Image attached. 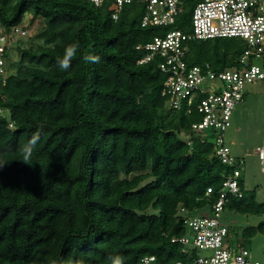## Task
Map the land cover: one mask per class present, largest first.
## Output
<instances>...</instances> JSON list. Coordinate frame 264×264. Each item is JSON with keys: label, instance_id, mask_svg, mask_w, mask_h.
Here are the masks:
<instances>
[{"label": "trees", "instance_id": "16d2710c", "mask_svg": "<svg viewBox=\"0 0 264 264\" xmlns=\"http://www.w3.org/2000/svg\"><path fill=\"white\" fill-rule=\"evenodd\" d=\"M114 11L111 0H0L5 29L26 14L43 23L34 47L28 33L15 40L14 70L10 49L0 75V108L8 114H0V160L10 161L0 169V264H141L145 255L171 264L199 254L173 241L191 234L180 208L189 215L208 208L231 168L191 130L194 111L168 106L157 61L137 63L144 51L136 45L167 28L142 27L140 2L124 5L116 20ZM190 14L188 4L170 28H188ZM240 41L192 40L186 60L238 67L246 49ZM72 45L76 55L61 70L58 60ZM35 133L29 166L18 159ZM239 185L242 197L229 195L224 209L264 214L241 176ZM258 232L264 222L241 230L244 238Z\"/></svg>", "mask_w": 264, "mask_h": 264}, {"label": "built area", "instance_id": "2783aa9c", "mask_svg": "<svg viewBox=\"0 0 264 264\" xmlns=\"http://www.w3.org/2000/svg\"><path fill=\"white\" fill-rule=\"evenodd\" d=\"M101 6L105 0H88ZM118 12L126 4L140 2L144 12L142 27L160 26L167 29L148 42L138 43L136 49L144 51L138 64L157 61V68L164 76L161 94L168 98V106L174 110L186 108L194 111L198 119L191 130L202 140L210 139L214 154L220 162L231 168L223 180L217 199L209 206V213L189 215L180 208L183 224L190 235L173 241L183 245L182 252L189 248L209 251L210 254L192 257L189 261H174L171 264H264L251 258L244 245L236 249L225 243L228 227L221 222V212L229 195L242 197L239 177L244 165L243 158L232 155L225 141V131L231 126L232 112L244 99V85L264 81V0H111ZM188 4L191 5L189 30L170 28L181 20ZM28 29L18 24L10 30L0 26V75L6 71L7 55L12 43L24 37ZM214 38H239L247 47L239 56L238 67L215 70L210 63L190 64L186 60L188 43L192 40ZM0 108V114L3 113ZM189 144L190 142L187 141ZM259 158L263 147L257 148ZM213 192L207 187L206 195ZM141 264H160L155 255H145Z\"/></svg>", "mask_w": 264, "mask_h": 264}, {"label": "rangeland", "instance_id": "374dc122", "mask_svg": "<svg viewBox=\"0 0 264 264\" xmlns=\"http://www.w3.org/2000/svg\"><path fill=\"white\" fill-rule=\"evenodd\" d=\"M28 27L27 46H35L40 40L32 37L42 27L41 19L31 20V15L26 14L21 23ZM188 28H190L188 26ZM188 28H184L187 30ZM183 29V28H182ZM241 40V39H239ZM239 43H246L241 40ZM15 41L10 52V71L14 70L13 62L18 60V52ZM247 47V45H246ZM5 116L8 114L3 113ZM225 141L230 146L232 155L243 158L241 179L245 194L254 193L258 202H264V81L246 83L244 85V99L236 105L232 117L231 126L225 131ZM258 147H263V157L259 158ZM209 207L197 210L194 215L209 213ZM221 222L228 227V235L225 243L234 247L237 243L248 247L251 258L264 262V232L244 238L240 230L246 226H256L264 222V214H243L225 208L221 212ZM200 255L210 254L209 251H199Z\"/></svg>", "mask_w": 264, "mask_h": 264}, {"label": "clouds", "instance_id": "9594fccd", "mask_svg": "<svg viewBox=\"0 0 264 264\" xmlns=\"http://www.w3.org/2000/svg\"><path fill=\"white\" fill-rule=\"evenodd\" d=\"M78 50L77 45H72L65 50V54L62 59L58 60V65L61 70H67L71 66V61L76 55V52ZM85 60L92 62V63H98L100 60L99 56L95 55H88L85 57ZM40 135L39 133H35L31 136L27 144L23 145L20 149V158L18 161H21L25 164H28L29 166L32 165V158L34 154V149L36 148V145L39 143ZM9 160H0V169H3L5 166L9 164ZM112 259V264H122V258H110Z\"/></svg>", "mask_w": 264, "mask_h": 264}, {"label": "crops", "instance_id": "0c3cea01", "mask_svg": "<svg viewBox=\"0 0 264 264\" xmlns=\"http://www.w3.org/2000/svg\"><path fill=\"white\" fill-rule=\"evenodd\" d=\"M235 107H236V106H235ZM234 109H235V108H234ZM233 111H234V110H233ZM232 114H233V112H232ZM231 117H232V116H231ZM241 175H242V174H241ZM241 230H242V229H241ZM241 230H240V232H241ZM228 231H229V230H228ZM241 235H242V234H241ZM240 245H242V244L238 242L237 245L234 246V247H232V248H235V249H236V248H237L238 246H240ZM229 246H230V245H229Z\"/></svg>", "mask_w": 264, "mask_h": 264}]
</instances>
